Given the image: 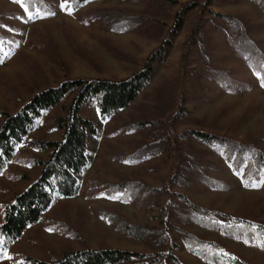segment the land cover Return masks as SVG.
I'll return each mask as SVG.
<instances>
[{"label": "rangeland", "instance_id": "obj_1", "mask_svg": "<svg viewBox=\"0 0 264 264\" xmlns=\"http://www.w3.org/2000/svg\"><path fill=\"white\" fill-rule=\"evenodd\" d=\"M53 1V12L31 15L29 20L30 14L20 0H0L4 43L0 45V112L15 113L34 94L63 81L118 82L131 77L167 37L174 15L183 5L203 0H172L169 6H155L153 9L160 13L154 18L155 25L135 33L113 31L100 22L86 21L83 16L98 9L119 8L149 17L151 3L94 0L73 10L62 0ZM209 9L215 14L239 18L264 52V10L259 4L253 0H213ZM211 17L199 8L184 15L183 26L172 39L165 59L153 66L151 83L128 109L105 122L95 109L84 111V116L96 125L97 134L88 139V164L78 176L79 193L72 198L57 199L42 221L10 246L0 264H29L26 257L50 261L65 251L81 248L154 254V242L137 241L123 234L103 215V211H111L142 227L166 229L160 208L150 209L100 194L104 183L120 180L140 181L155 188L165 186L171 192L184 193L191 203L203 208L264 222L263 181L249 182L244 167L226 161L225 150L221 147L216 150L193 138L190 148L180 140L177 150L172 148V142H164L167 134L184 135L196 130L250 144L264 152V85L228 45L226 37L216 31L214 27L219 28L220 23L210 25ZM198 26L211 40L208 67L222 69L234 90L224 89L208 76V71L200 72L205 69L200 65L204 62L195 47L187 44ZM57 114L50 112L44 116L19 146L7 170L0 174V222L4 204L39 178L41 170L35 159H46L47 153L37 151L36 142L60 139L61 132L52 124ZM2 120L0 117V124ZM143 121L152 123L136 131L125 130L129 123ZM179 149L198 159L196 167L205 166L212 177L226 181L228 189L171 184ZM252 183L257 187L249 186ZM64 220L78 234L76 238L57 228ZM181 228L209 241L221 242L251 264H264V251L256 244L222 237L196 225ZM169 232L176 236L172 229ZM177 256L184 264H206L184 249Z\"/></svg>", "mask_w": 264, "mask_h": 264}, {"label": "trees", "instance_id": "obj_2", "mask_svg": "<svg viewBox=\"0 0 264 264\" xmlns=\"http://www.w3.org/2000/svg\"><path fill=\"white\" fill-rule=\"evenodd\" d=\"M73 10L94 0H62ZM106 1V0H102ZM132 2H147L152 4L149 17L141 14L113 8L98 9L85 13L84 19L100 22L105 28L113 31L133 32L152 28L158 14L155 6L173 3L172 0H130ZM264 10V0H253ZM30 15H47L54 10L53 0H20ZM213 0L184 4L181 11L174 15V24L169 29L159 47L148 57L142 69L131 77L121 81L97 79L68 80L57 86L46 88L23 104L15 113L0 112L3 119L0 124V174L5 172L17 154L24 139L36 128L44 116L50 112L58 114L52 119V124L61 132V137L55 141H38L36 150L46 152V159H35L40 167L39 178L31 182L22 192L13 196L9 203L4 204L0 222V260L10 246L20 240L26 231L42 221L45 214L52 208L57 199L63 200L75 197L79 193V181L83 168L88 164V139L97 134L94 122L84 116V111L95 109L101 121H107L120 112L128 109L140 97L145 88L151 83L156 63H161L172 39L182 28L184 15L199 8L201 12L212 16L210 25L220 23L217 32L222 33L227 43L261 79L264 85V52L253 41L245 24L237 17L219 15L210 11ZM155 14V15H154ZM2 13H0L1 18ZM1 22V21H0ZM154 23V24H153ZM1 27V25H0ZM201 40H200V39ZM3 34L0 30V45H4ZM211 40L194 27L192 38L187 43L195 47L196 54L202 59L201 71H208V76L219 82L224 89L234 90L230 80L221 69L208 67L211 57L208 53ZM1 54V53H0ZM195 54V55H196ZM189 65L190 62L186 61ZM195 64V63H194ZM206 66H205V65ZM151 121L129 123L127 132L145 128ZM190 138L217 150L226 151V161L246 169V178L251 182L263 181L264 190V152L256 146L243 144L239 141L223 138L196 130H189L184 135L167 134L164 142L173 143L172 148H180L179 142L188 143ZM174 139V141H173ZM248 156H250L248 160ZM248 160V161H247ZM191 154L184 150L178 151L176 166L170 183L179 187L205 185L217 190L228 189L226 181L212 177L206 172V167H196ZM199 163V162H198ZM237 167V170H239ZM227 184V185H226ZM101 195L118 198L135 205H143L150 209L160 208V218H165L166 229L161 231L142 227L132 223L114 212L103 211L107 220L118 231L137 241L150 239L154 254H142L117 248H81L65 251L59 257L50 261L26 257L29 264H184L177 252L181 249L188 251L206 264H251L249 260L232 251L219 241H209L197 235L183 231L181 227L196 225L214 231L222 237L238 239L256 244L264 251V222L246 216L225 214L219 210H210L191 203L184 193L171 192L167 187H152L140 181L120 180L117 183H104ZM59 222L57 228L70 237L78 234L68 222ZM162 223V224H163ZM176 236L172 237L169 230Z\"/></svg>", "mask_w": 264, "mask_h": 264}, {"label": "snow or ice", "instance_id": "obj_3", "mask_svg": "<svg viewBox=\"0 0 264 264\" xmlns=\"http://www.w3.org/2000/svg\"><path fill=\"white\" fill-rule=\"evenodd\" d=\"M25 11H27V8H25ZM69 11H71V9H69ZM28 19L31 20V19H32V16L29 15V16H28ZM249 186H251V187H257V185H256L255 183H252V184L249 185Z\"/></svg>", "mask_w": 264, "mask_h": 264}]
</instances>
